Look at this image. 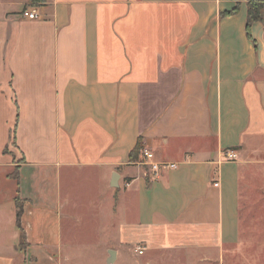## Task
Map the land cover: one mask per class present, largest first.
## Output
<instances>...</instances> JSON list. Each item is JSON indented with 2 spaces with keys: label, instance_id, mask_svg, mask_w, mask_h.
<instances>
[{
  "label": "crops",
  "instance_id": "0c3cea01",
  "mask_svg": "<svg viewBox=\"0 0 264 264\" xmlns=\"http://www.w3.org/2000/svg\"><path fill=\"white\" fill-rule=\"evenodd\" d=\"M247 2L0 0V99L17 112L0 264L84 262L88 243L101 264L224 263L241 198H264V12L248 39ZM136 145L152 159L131 161Z\"/></svg>",
  "mask_w": 264,
  "mask_h": 264
},
{
  "label": "rangeland",
  "instance_id": "374dc122",
  "mask_svg": "<svg viewBox=\"0 0 264 264\" xmlns=\"http://www.w3.org/2000/svg\"><path fill=\"white\" fill-rule=\"evenodd\" d=\"M26 10V9H25ZM31 12V11H30ZM2 95L4 94L5 100L2 102L0 99V147L9 144V139L12 141L13 131L15 130L16 125V114L17 112H9V108L14 106V103H11V93L10 89L6 90L5 87L1 88ZM3 91V92H2ZM14 100V99H12ZM4 107V109H3ZM7 109H6V108ZM18 118V117H17ZM12 145V143L10 142ZM2 147V148H3ZM4 153H8L7 148L4 150ZM0 155V163H2ZM7 170L6 168L0 167V191L2 194L8 197V194L13 192L15 189L14 182H6L3 177V171ZM10 172L14 175L15 171L12 168ZM88 188V184H87ZM87 188L79 187V184H76V192L78 197L81 196L80 201V210L83 212L86 211L89 207L88 205ZM104 189H101L103 191ZM112 193H119L121 188L111 189ZM243 194V193H242ZM2 195V197H3ZM4 200V198H2ZM0 199V200H2ZM10 204L7 199L3 203L0 201V210L2 212H7L10 209ZM90 215V214H89ZM89 215H83V222L90 224L91 217ZM89 216V217H88ZM239 218H240V240L239 244L233 249H227L224 255L223 264H264V198L258 197V195L250 196L244 195L240 200L239 206ZM85 230L84 232H86ZM89 233V232H88ZM89 241L92 240L93 234L89 233ZM24 242H20V246L23 247ZM85 248H77L79 253L82 249L85 250L84 256L85 260L82 261L84 257L80 255L77 260L71 261L69 264H76L79 260V264H101L103 258L101 246L93 245L88 243ZM81 254V253H80Z\"/></svg>",
  "mask_w": 264,
  "mask_h": 264
},
{
  "label": "trees",
  "instance_id": "16d2710c",
  "mask_svg": "<svg viewBox=\"0 0 264 264\" xmlns=\"http://www.w3.org/2000/svg\"><path fill=\"white\" fill-rule=\"evenodd\" d=\"M31 2H34L35 0H30ZM247 20H246V36L248 37V39L251 40L250 37V27L253 23L255 22H261L263 20V12H264V1L262 0H248L247 2ZM12 145H14V131H13V135H12V141H11ZM141 148L139 145H136V147L133 149V151L130 154V160L134 161L136 159L139 158V156L141 155ZM15 174L13 175L12 173H10L7 177L12 179V180H16L17 179V172L16 169H14ZM15 206H16V213H15V219H16V225L18 226V228H20V217H21V213H22V206L21 203L18 199L15 200ZM20 242H24V236L21 234L20 235Z\"/></svg>",
  "mask_w": 264,
  "mask_h": 264
},
{
  "label": "built area",
  "instance_id": "2783aa9c",
  "mask_svg": "<svg viewBox=\"0 0 264 264\" xmlns=\"http://www.w3.org/2000/svg\"><path fill=\"white\" fill-rule=\"evenodd\" d=\"M24 16H27L29 19L36 18L35 12H25L24 13ZM141 156H142V158L144 159L145 162L150 161L152 159V157H153L152 156V153L149 152L148 150H142L141 151ZM222 158H223V161H228V162L236 161V159H237V152L235 150H233V149H228V150H226L223 153V157ZM149 167H150V170L153 171V172H157L159 170V168H160L159 165L154 164V163H150L149 164ZM170 167H173V166H170ZM143 250H144V248H142L141 246H136L134 248V251L137 254H142Z\"/></svg>",
  "mask_w": 264,
  "mask_h": 264
},
{
  "label": "water",
  "instance_id": "95a60500",
  "mask_svg": "<svg viewBox=\"0 0 264 264\" xmlns=\"http://www.w3.org/2000/svg\"><path fill=\"white\" fill-rule=\"evenodd\" d=\"M111 183H112L111 186L113 188H117L118 187L117 186V175L116 174L112 175ZM107 254H108V258L106 260V264H113V262L115 260V252L112 251V250H109Z\"/></svg>",
  "mask_w": 264,
  "mask_h": 264
}]
</instances>
